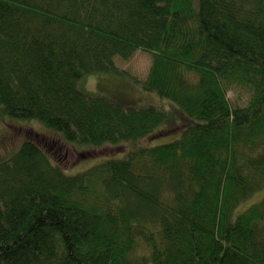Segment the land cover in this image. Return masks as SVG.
Here are the masks:
<instances>
[{
    "label": "trees",
    "instance_id": "obj_1",
    "mask_svg": "<svg viewBox=\"0 0 264 264\" xmlns=\"http://www.w3.org/2000/svg\"><path fill=\"white\" fill-rule=\"evenodd\" d=\"M0 148V264H264V0H0Z\"/></svg>",
    "mask_w": 264,
    "mask_h": 264
},
{
    "label": "rangeland",
    "instance_id": "obj_2",
    "mask_svg": "<svg viewBox=\"0 0 264 264\" xmlns=\"http://www.w3.org/2000/svg\"><path fill=\"white\" fill-rule=\"evenodd\" d=\"M152 64V56L149 52L143 51V50H138L133 57L126 61V62H120V68L125 69L127 71H129L130 73L125 74L127 77V80L130 81L132 84L136 85L138 83H136L133 78L134 77H139L144 79L151 67ZM127 80H121L119 78L116 77H110V78H103L101 77V75H97V74H89L85 80H84V84L85 86L89 89V90H100L102 85L107 84V86L109 87V85L115 86V84H118L117 86L121 85V87H125L128 86V82ZM121 89V88H120ZM127 90H129V88H127ZM133 92L136 95H141L143 94V90L141 88L138 87H134ZM20 123H22L21 125L24 126L23 129H21L20 132L23 135H25L24 132H26L27 134L33 130L32 127H34L36 130H40L42 132V134L45 135V131L43 129V127L38 123V122H27V121H21ZM19 136V134H17ZM21 138V136H20ZM63 149L66 152V157L64 159L65 164L67 167H77V168H83L85 165L87 166V164L85 163H81V161L79 160V153H80V147L79 146H75L73 144L70 143H65L64 145H62ZM0 150H2V148H0ZM261 196L260 193H257V195H255L254 197H252L251 200L255 201L257 200L259 197Z\"/></svg>",
    "mask_w": 264,
    "mask_h": 264
}]
</instances>
